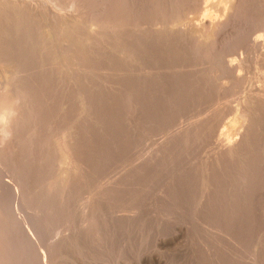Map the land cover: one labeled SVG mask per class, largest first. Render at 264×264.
<instances>
[{
  "label": "rangeland",
  "instance_id": "374dc122",
  "mask_svg": "<svg viewBox=\"0 0 264 264\" xmlns=\"http://www.w3.org/2000/svg\"><path fill=\"white\" fill-rule=\"evenodd\" d=\"M202 1L0 0V264H264V0Z\"/></svg>",
  "mask_w": 264,
  "mask_h": 264
},
{
  "label": "bare ground",
  "instance_id": "6f19581e",
  "mask_svg": "<svg viewBox=\"0 0 264 264\" xmlns=\"http://www.w3.org/2000/svg\"><path fill=\"white\" fill-rule=\"evenodd\" d=\"M30 1V0H29ZM12 2V1H11ZM34 2V1H33ZM207 2H208V0H204V1H202V3H204V5H206L207 4ZM73 3V2H72ZM19 4L20 3H18V6H19ZM30 4V3H29ZM12 5V4H11ZM23 5V4H22ZM31 5V4H30ZM33 5V4H32ZM75 5V4H74ZM13 6V5H12ZM17 6V7H18ZM21 6V5H20ZM29 6V5H28ZM14 7V6H13ZM22 7V6H21ZM25 8V7H24ZM27 10V9H26ZM205 11V10H204ZM203 18V17H202ZM204 21V20H203ZM212 24V23H211ZM202 25V24H201ZM198 27V26H197ZM5 33V32H4ZM28 37H29V35H28ZM2 38V37H1ZM36 38V37H35ZM56 48V47H55ZM54 48V49H55ZM62 48V47H61ZM69 49V46L67 47V46H65V47H63V50H68ZM3 55V54H2ZM10 55V54H9ZM13 58V57H12ZM1 59V58H0ZM16 60V59H15ZM0 61H2V60H0ZM3 63V62H2ZM4 63H5V61H4ZM73 64V63H72ZM0 65H1V63H0ZM21 72V71H20ZM16 73L14 72L13 73V78H14V75H15ZM39 74V73H38ZM17 75V74H16ZM15 75V76H16ZM32 75H33V73H32ZM26 76V75H25ZM24 76V77H25ZM18 77V76H17ZM78 78H79V76H77ZM27 78V77H26ZM41 78V77H40ZM66 78V77H65ZM14 79H16V81H17V78L15 77ZM65 81V80H64ZM12 82H14V81H12ZM21 82V81H20ZM89 83V82H88ZM81 87V86H80ZM74 88V87H73ZM48 89V88H47ZM2 92V91H1ZM1 92H0V94H1ZM2 93H4V92H2ZM22 98V97H21ZM59 98V97H58ZM48 104V103H47ZM18 106H19V104H17ZM5 108V107H4ZM4 108H1L0 109V132H1V135H0V148L1 149H4V144H5V141L7 140V139H9V138H13V137H11V136H14V135H16V133H14V131L16 130V128H17V126H18V124H20L19 122H20V119H21V111L19 110V107H17V106H14V108H12V107H10V108H8V109H4ZM51 109V108H50ZM44 114V113H43ZM55 116V115H54ZM64 124V123H63ZM40 125V124H39ZM92 125V124H91ZM23 127V126H22ZM91 127V126H90ZM24 130V129H23ZM91 131V130H90ZM223 131H225V130H223ZM58 134V133H57ZM15 137V136H14ZM15 138H13V140H14ZM16 141V140H15ZM39 141V140H38ZM13 142V141H12ZM11 143V142H10ZM8 146V145H7ZM6 146V147H7ZM221 147V146H220ZM74 149V148H73ZM72 150V149H71ZM70 150V151H71ZM84 150V149H83ZM5 151V150H4ZM8 151V150H7ZM68 151V150H67ZM75 151V150H74ZM1 152V151H0ZM2 153H3V151H2ZM7 154V153H6ZM19 154H20V152H19ZM82 154V153H81ZM49 155V154H48ZM74 155V154H73ZM83 155V154H82ZM22 156V155H21ZM69 157H70V155H69ZM73 156H71L70 158H72ZM74 157H76V156H74ZM73 157V158H74ZM85 158V157H84ZM25 160V159H24ZM75 160V159H74ZM16 161V160H15ZM73 161V160H72ZM71 161V162H72ZM73 163H74V161H73ZM85 165V164H84ZM3 166V165H2ZM16 167V166H15ZM10 172V171H9ZM41 174V173H40ZM76 174V173H75ZM53 175V174H52ZM21 176V175H20ZM15 177V176H14ZM17 178V177H16ZM36 179V178H35ZM16 180V179H15ZM14 180V182L16 183L18 180H16L15 181ZM24 180V179H23ZM45 180V179H44ZM6 181V178H5V176H4V172H3V170L0 168V192H4L5 193V198H6V204H7V206L8 205H10L9 203H20V200H19V198H18V196H17V194H16V192H15V186H13V184H9V182L8 183H6L5 182ZM13 182V183H14ZM17 184V183H16ZM19 185V184H18ZM17 188H18V186H17ZM32 189V188H31ZM19 192V191H18ZM18 195H20V194H18ZM27 195V194H26ZM2 199V198H1ZM2 203H4V202H2ZM4 205V204H3ZM4 206H6V205H4ZM19 206V205H18ZM18 209V208H17ZM19 209H20V207H19ZM18 209V210H19ZM14 210V209H13ZM16 211V210H15ZM17 212H19V211H17ZM18 216V215H17ZM20 216V215H19ZM18 218V217H17ZM18 220V219H17ZM17 220H16V222H17ZM20 223H21V221H19ZM16 224V223H15ZM22 224V223H21ZM12 226V225H11ZM20 227V226H19ZM83 232V231H82ZM81 235H82V233H81ZM84 235V234H83ZM24 246V245H23ZM14 249V248H13ZM47 251V250H46ZM13 257V256H12ZM24 257V256H23ZM156 261V260H155ZM243 261V260H242ZM155 264H158V262L156 263V262H154Z\"/></svg>",
  "mask_w": 264,
  "mask_h": 264
}]
</instances>
